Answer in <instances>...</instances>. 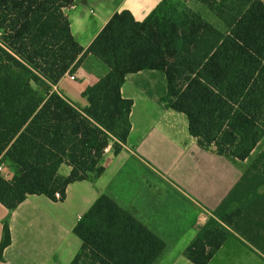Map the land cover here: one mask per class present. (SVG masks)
Returning <instances> with one entry per match:
<instances>
[{
    "label": "trees",
    "instance_id": "trees-1",
    "mask_svg": "<svg viewBox=\"0 0 264 264\" xmlns=\"http://www.w3.org/2000/svg\"><path fill=\"white\" fill-rule=\"evenodd\" d=\"M79 0H0V204L11 213L29 195L62 201L69 184L96 181L109 146L131 130L133 101L121 95L128 75L158 71L160 103L187 118L205 150L245 161L264 139V0H163L141 22L115 13L87 49L74 39L65 10ZM87 55L108 73L87 88L83 110L51 92ZM61 165L70 173L60 176ZM244 176L243 205L225 200L184 252L208 264L264 187V148ZM251 193H254L252 196ZM59 194L60 198L55 197ZM258 197L264 198V194ZM264 252V224L243 228ZM249 232L251 234H249ZM82 246L71 264H154L165 243L114 200L101 195L73 229ZM11 244L2 222L0 262ZM260 248V249H261Z\"/></svg>",
    "mask_w": 264,
    "mask_h": 264
},
{
    "label": "crops",
    "instance_id": "crops-1",
    "mask_svg": "<svg viewBox=\"0 0 264 264\" xmlns=\"http://www.w3.org/2000/svg\"><path fill=\"white\" fill-rule=\"evenodd\" d=\"M161 1L79 0L65 15L74 39L87 49L115 13L128 11L141 22ZM108 71L101 61L87 55L51 92L83 110L88 105L85 90ZM158 77L156 71L126 77L121 95L133 101L131 130L119 153L110 146L104 152V170L96 181L69 184L62 201L29 195L11 213L0 204V240L7 216L11 233V244L3 252L5 262L0 264H71L82 246L73 229L101 195L110 197L165 243V251L154 264H192L184 252L219 206L227 198L225 213L244 206L243 178L259 175L249 169L263 150L264 139L242 162L220 156L214 149H202L189 135L186 116L160 103L166 92L163 85L160 93L147 88ZM58 173L65 177L70 168L61 165ZM256 193L263 195L264 187ZM258 196H252L250 209L233 220L240 231L226 227L231 236L208 264H264L261 245L260 249L250 243L242 232L264 224V198Z\"/></svg>",
    "mask_w": 264,
    "mask_h": 264
},
{
    "label": "rangeland",
    "instance_id": "rangeland-1",
    "mask_svg": "<svg viewBox=\"0 0 264 264\" xmlns=\"http://www.w3.org/2000/svg\"><path fill=\"white\" fill-rule=\"evenodd\" d=\"M156 74H158V76H160V77H158L157 81H153L151 83L150 87L147 86V88L151 89L152 92H154V93H160L161 91H163V88L166 89V81H165L164 75L161 72L156 71ZM161 78L163 80V84H161ZM162 85H163V88H161ZM261 144L263 145L264 141H262Z\"/></svg>",
    "mask_w": 264,
    "mask_h": 264
},
{
    "label": "built area",
    "instance_id": "built-area-1",
    "mask_svg": "<svg viewBox=\"0 0 264 264\" xmlns=\"http://www.w3.org/2000/svg\"><path fill=\"white\" fill-rule=\"evenodd\" d=\"M69 79L72 81L75 80L74 76H69ZM106 151H107V148L104 150V152H106ZM0 175L5 179H8V177H9L8 173L6 172V170L4 169V167L2 165H0ZM55 197L57 199L60 198L59 194H56Z\"/></svg>",
    "mask_w": 264,
    "mask_h": 264
}]
</instances>
